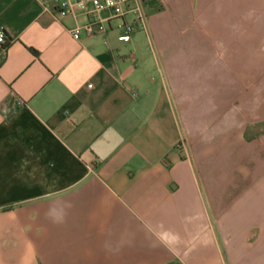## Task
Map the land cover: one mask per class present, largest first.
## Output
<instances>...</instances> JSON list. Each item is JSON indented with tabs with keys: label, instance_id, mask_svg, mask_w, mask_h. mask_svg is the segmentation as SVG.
I'll return each instance as SVG.
<instances>
[{
	"label": "crops",
	"instance_id": "obj_1",
	"mask_svg": "<svg viewBox=\"0 0 264 264\" xmlns=\"http://www.w3.org/2000/svg\"><path fill=\"white\" fill-rule=\"evenodd\" d=\"M64 1L0 0V264H264V0Z\"/></svg>",
	"mask_w": 264,
	"mask_h": 264
},
{
	"label": "built area",
	"instance_id": "obj_2",
	"mask_svg": "<svg viewBox=\"0 0 264 264\" xmlns=\"http://www.w3.org/2000/svg\"><path fill=\"white\" fill-rule=\"evenodd\" d=\"M39 4H44L49 0H35ZM74 10H82L98 13L108 10L115 17H122L132 14L137 21L144 17L142 11V0H65L61 2L56 11L59 15H65ZM136 29L134 24L124 25V34L118 37L119 40H128L130 34ZM74 39L79 37V28L72 31ZM5 41L4 31L0 28V44Z\"/></svg>",
	"mask_w": 264,
	"mask_h": 264
}]
</instances>
